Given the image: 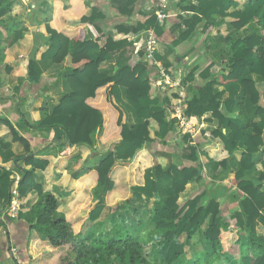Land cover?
<instances>
[{"label": "crops", "instance_id": "obj_1", "mask_svg": "<svg viewBox=\"0 0 264 264\" xmlns=\"http://www.w3.org/2000/svg\"><path fill=\"white\" fill-rule=\"evenodd\" d=\"M53 1L14 0L8 25L14 29H23L28 46H21L23 49L16 54L14 49H8L5 36L0 42V203L7 202L13 180L18 182L25 171L32 170L35 182L42 188V194L51 193L58 200L53 218H63L69 210L71 195L75 192L73 179L112 152L117 163L110 178L116 186L127 187L126 195L120 196L122 193H119L118 196H105L104 187L99 184L84 190L88 202L83 213L94 216L85 225L81 237L76 238L71 231L68 232L67 241L72 245L68 255L74 258L80 251L82 242L93 240L102 232L103 224L106 226L113 218L117 219V213H122L127 219H133L146 208L145 220H148L154 201L170 191L173 181L183 180L179 174L180 165L194 166L187 159V152H184L183 148L202 139H208L207 142L211 143L206 147L217 148L221 141L218 133L224 134L226 128L223 121L214 117L211 111L205 112L195 121L186 117L183 122L172 113L167 119L172 116L177 118V130L168 132L163 138H157V141L146 145L133 155L135 146L122 141L121 138L113 139L107 144L100 143L98 129L91 133L90 145H72L61 128L40 126L42 109L51 111L57 106L62 95L70 91L66 80L70 73L69 57L63 62H53L43 57L50 45L46 21L52 16ZM82 1L102 14V19L97 25L104 31L111 32L115 39L125 41L119 51L111 53L101 64V71L106 74L113 73L120 60L131 64L143 63L146 66L145 75L150 78L151 90L142 103L132 102L124 86L113 87L119 106L125 111L128 126L143 122L145 118L140 115V111L148 109L154 101L166 107L173 93L179 96L178 106L182 111L194 94L200 97L201 104L205 106L207 87L210 83L211 90H216L221 95L219 112L222 117H236L238 112H229L223 104L243 90L241 80L225 81L229 71L228 64L233 59L245 58L241 49L234 48L230 42L235 31L233 22L237 20L238 10L253 12L264 0H249L244 4L233 2L224 12H221L219 4L224 0H188V3L170 0L169 16L162 21L157 34L155 61L147 60L144 54H138L137 44L142 37L137 34L141 30L128 34L114 32L115 25H133L128 21V13L131 17L140 15L141 21L148 19L153 14L150 0ZM61 2L65 6L69 5V0ZM184 5H189L192 9L184 10L181 8ZM188 28L192 29L191 34L181 39L182 32ZM84 31L89 37L87 26ZM97 53V49H92L89 54L91 58H95ZM29 60L34 61L37 75L18 73V69L26 70ZM242 77L254 80L259 89L258 102L252 104L247 97L244 106L248 116L264 130V82L250 70H245ZM3 121H9L18 135L25 139L28 144L27 151L22 143L11 139L10 130ZM149 122L150 136L153 138L158 125L151 118ZM243 132L244 136L237 142L240 150L246 148L248 138L253 134L251 128ZM184 134L194 141H182ZM159 140L167 144L163 145ZM2 141L9 142V145L3 147ZM153 156L162 167V172L158 175ZM29 158L46 159L48 164L43 170L35 169L26 163ZM256 161L262 166L264 174V153L258 154ZM199 162L200 166L196 167L197 175L185 183L184 190L178 195L176 206H181L186 199L206 190V200L216 198L221 204L222 213L219 219L232 232V251L239 253L241 246L246 244V231L240 230L238 225V220L243 223L246 221L241 206V198L245 194L231 179L240 171L241 164L235 156H231L228 159L227 176L218 180L220 167L215 160H207L200 154ZM245 174L254 179L258 177L254 169ZM39 199L40 195L35 189L28 190L23 198L19 197L18 217L8 221L6 226L0 222V264H59V256H53L50 263H45L28 254L29 243L42 240V234L31 227V209ZM204 228L202 226L195 229L191 236L182 232L176 238L177 243L184 246V241H180L183 236L186 241L191 242L192 237L201 234ZM256 233L264 236L263 223L256 226ZM204 246L201 251H192L190 257L204 251L208 259L211 256V247L205 241ZM12 248L16 249V253L12 252ZM231 255L233 254L227 253L223 257Z\"/></svg>", "mask_w": 264, "mask_h": 264}, {"label": "trees", "instance_id": "obj_2", "mask_svg": "<svg viewBox=\"0 0 264 264\" xmlns=\"http://www.w3.org/2000/svg\"><path fill=\"white\" fill-rule=\"evenodd\" d=\"M178 1L188 3V0ZM248 1L217 2L221 5V12H224L233 2L244 4ZM13 3L14 0H0V42L5 36L8 49H14L17 54L22 47L28 46V42L23 36L22 28L14 29L8 25ZM181 8L192 9L189 5ZM236 17L237 20L233 22L235 31L230 42L234 48L241 49L245 58L233 59L228 64L229 71L225 81L241 80L243 90L223 104L229 112L236 110L238 114L233 118L222 117L219 112L221 95L216 90H211V83L207 87L205 106L201 104L200 97L194 94L182 111L191 121H195L207 111L221 119L226 132L218 133L221 140L219 146L208 148L206 146L211 143L207 142L208 139H202L187 144L185 149L182 147L184 152H187V159L194 166L180 165L179 174L183 180L173 181L170 191L154 201L149 219L145 220L146 208L133 219H127L122 213H117V219L113 218L106 226L103 224L102 232L93 240L82 242L81 249L74 258L68 255L72 249V245L67 241L68 232L71 231L76 238L81 237L85 225L94 216L83 213L88 202L84 190L99 184L104 187L105 196H118L119 193H122L120 196L126 195L127 187L116 186L110 178L117 163L115 155L112 152L107 153L101 161L73 179L75 192L71 195L69 210L60 219L53 218L58 200L51 193L42 194V188L35 182L32 170L25 171L17 182L19 197L23 198L30 189H35L40 195V199L31 209V227L42 234V240L29 243L28 254L31 257L50 263L53 256H59V264H264V236L256 233V226L259 223L264 224V174L262 166L256 161V156L264 153V130L248 116L244 106L247 97L252 104H256L260 93L254 80L242 77L245 70H250L264 82V3L253 12L238 10ZM101 19L102 14L86 6L82 0H69L68 6L61 0L53 1L52 16L46 21L50 45L43 57L53 62H63L69 57L70 73L66 80L70 91L62 95L57 106L51 111L42 109L40 126L61 128L72 145H90V135L98 129L100 143L107 144L113 139L121 138L122 141L135 146V155L146 145L157 141V138H163L168 132L177 130V118L167 117L174 114L179 96L173 93L166 107L154 101L148 109L140 111V115L145 118L143 122L128 126L125 111L119 106L113 87L124 86L128 98L135 104H140L151 90L150 78L145 75L146 66L143 63L131 64L123 60L117 63L113 73L106 74L101 71V64L111 53L119 51L125 42L124 39H115L111 32L104 31L97 25ZM128 21L133 25H115L114 32L128 34L153 28L157 37L160 24L154 14L141 21L140 15L131 17L128 13ZM85 26L89 28V37L85 34ZM191 32V28L184 30L181 39L187 38ZM141 46L140 38L137 44L138 54L143 55ZM92 49L98 50L95 58L90 57ZM18 73L37 75L34 61L29 60L26 70L18 69ZM150 118L158 125L153 138L149 131ZM3 123L9 128L11 139L22 143L27 151L28 144L25 139L18 135L9 121ZM248 128L252 129L253 134L249 136L246 148L240 150L237 142L242 139L243 131ZM182 141L194 140L184 134ZM158 142L167 144L165 141ZM176 143L180 145L178 141ZM8 145L9 142L2 141L3 147ZM200 154L207 160H215L218 163V180L227 176L228 159L231 156H235L241 164L240 171L231 179L245 194L241 198V206L246 221L243 223L238 220V225L240 230L246 231V244L241 246L239 253L232 251V232L219 219L222 213L221 204L216 198L206 200V190L186 199L181 206H176L178 195L184 190L185 183L198 173L196 167L200 166ZM153 161L158 175L162 172V167L157 163L155 156ZM26 163L32 168L43 170L48 160L29 158ZM253 169L258 173L255 179L245 174ZM232 197L234 198V195ZM8 199L9 195L7 201ZM4 203H0V207L4 206ZM202 226L205 228L201 235L211 247V256L206 259L207 253L202 251L196 253L193 259H188L183 244L177 243L176 238L182 232L191 236L195 229ZM227 253L233 255L223 257Z\"/></svg>", "mask_w": 264, "mask_h": 264}, {"label": "built area", "instance_id": "obj_3", "mask_svg": "<svg viewBox=\"0 0 264 264\" xmlns=\"http://www.w3.org/2000/svg\"><path fill=\"white\" fill-rule=\"evenodd\" d=\"M151 10L155 15V18L159 24L162 23L168 16L170 10V0H150ZM137 36L142 38V51L147 60L155 61V54L157 50V37L153 28L142 29ZM174 114L179 118L180 121L186 119L182 113L180 106H177L174 110ZM181 122V123H182ZM17 180H13L9 199L4 206L0 207V222L7 224L8 221L15 220L19 214V194L17 190ZM12 252L16 253V249L12 248Z\"/></svg>", "mask_w": 264, "mask_h": 264}, {"label": "rangeland", "instance_id": "obj_4", "mask_svg": "<svg viewBox=\"0 0 264 264\" xmlns=\"http://www.w3.org/2000/svg\"><path fill=\"white\" fill-rule=\"evenodd\" d=\"M180 241H184V246H185V254L186 258L193 259L191 256L192 251H201L202 249L205 248L204 246V239L199 233V235H196L195 237H192V241H186L185 237L183 236Z\"/></svg>", "mask_w": 264, "mask_h": 264}]
</instances>
